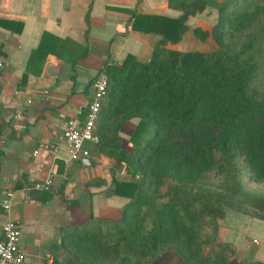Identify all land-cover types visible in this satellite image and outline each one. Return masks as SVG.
<instances>
[{
    "label": "trees",
    "instance_id": "trees-1",
    "mask_svg": "<svg viewBox=\"0 0 264 264\" xmlns=\"http://www.w3.org/2000/svg\"><path fill=\"white\" fill-rule=\"evenodd\" d=\"M206 5L215 8L216 20L191 32L201 41L212 38L216 47H167L188 28L186 17ZM177 8L175 17H132V28L160 34L147 60L126 55L120 64H103L107 86L95 121L97 141L83 145L89 155L91 148L126 165L129 178L111 180V191L127 200L115 220L90 216L64 229L65 264H151L162 250L180 264H264L236 261V248L226 240L202 252L214 241L228 201L226 193L199 187L208 173L229 170L227 194L240 211L264 219V195L244 189L233 175L239 160L250 179L264 180V85L250 89L263 64L264 0H181ZM140 17L149 26L141 27ZM242 33L236 48L223 40Z\"/></svg>",
    "mask_w": 264,
    "mask_h": 264
},
{
    "label": "crops",
    "instance_id": "crops-1",
    "mask_svg": "<svg viewBox=\"0 0 264 264\" xmlns=\"http://www.w3.org/2000/svg\"><path fill=\"white\" fill-rule=\"evenodd\" d=\"M180 1L0 0V202L11 191L8 211L0 209V235L5 216L16 221L22 264H65L60 241L64 229L84 224L90 216L119 217L127 198L111 191V180L128 179L126 165L90 146L91 164L68 159L61 132L66 119L83 117L90 81L105 62L120 64L126 55L145 61L150 56L160 34L132 28V17H175ZM140 19L141 27L149 26L148 19ZM215 19V8L209 5L189 14L184 43L196 38L192 27L209 28ZM15 22L21 25L19 31L11 28ZM182 40L183 32L165 45L180 50ZM119 135L124 143L127 134L120 130ZM50 171L48 188L32 187ZM257 219L262 229L253 246L246 238L235 243L226 238L235 246L238 261L264 263V219ZM221 228L219 224L218 236Z\"/></svg>",
    "mask_w": 264,
    "mask_h": 264
},
{
    "label": "rangeland",
    "instance_id": "rangeland-1",
    "mask_svg": "<svg viewBox=\"0 0 264 264\" xmlns=\"http://www.w3.org/2000/svg\"><path fill=\"white\" fill-rule=\"evenodd\" d=\"M203 20L206 22V19L203 18ZM191 24L192 21L190 20L189 25L191 26ZM189 28L190 27L188 26V29L183 32L184 40H182L179 44L180 51L187 50L186 48L208 50L216 47V43L212 38H208L206 41H201L197 38H191L188 43H184L188 35V30H190ZM243 37V33L235 34L233 37L224 36L223 40L231 48H236L239 46L238 42L241 41ZM260 58L263 64L262 66L260 65V70L255 74L252 85L250 86V89L254 92L262 89V86L264 85V50L261 51ZM125 125L130 126V123H126ZM236 163L237 169L233 172L234 180H237L244 189L256 194L264 195V180L254 181L250 179L242 163L239 160L236 161ZM231 180L232 174L231 172H229V170L223 173L210 172L204 178L203 182L199 185V187H202L203 189L209 188L216 191H221L222 193H226L224 201H228L229 203L223 205L222 216L216 219L217 227L219 224L221 225V227H223L219 232V236L217 230L214 241L203 245L202 252L207 251L213 243H215L216 241H221V239L226 240V238H229L232 242L235 243L237 241L239 242L241 238H246V244L253 246L254 242L252 239L259 238V233L262 229L259 225L260 221L256 217L240 211L241 209L239 208L241 207L238 201L233 196L227 194L224 189V185L226 183H230ZM243 207L249 211H252L248 206ZM207 231L208 229L204 228L201 231V234ZM235 260L238 261L237 259ZM151 264H180V260L171 250H162L156 257L151 260Z\"/></svg>",
    "mask_w": 264,
    "mask_h": 264
},
{
    "label": "built area",
    "instance_id": "built-area-1",
    "mask_svg": "<svg viewBox=\"0 0 264 264\" xmlns=\"http://www.w3.org/2000/svg\"><path fill=\"white\" fill-rule=\"evenodd\" d=\"M90 99L86 105L83 117L72 116L66 119L61 135L67 145V157L71 160H79L88 157V150L83 143L86 140L96 142L97 135L94 133L95 121L99 107L104 99L107 86V75L101 70L90 81ZM53 173L50 171L46 176L32 183L36 189H46L50 186ZM6 199L0 202V209L6 213L10 206L9 198L11 191L5 192ZM19 227L16 221L5 216L1 223L0 235V264H22L25 259L24 251L19 247Z\"/></svg>",
    "mask_w": 264,
    "mask_h": 264
},
{
    "label": "water",
    "instance_id": "water-1",
    "mask_svg": "<svg viewBox=\"0 0 264 264\" xmlns=\"http://www.w3.org/2000/svg\"><path fill=\"white\" fill-rule=\"evenodd\" d=\"M81 162L84 164V165H88V164H91L92 160L90 157H83L81 159Z\"/></svg>",
    "mask_w": 264,
    "mask_h": 264
}]
</instances>
